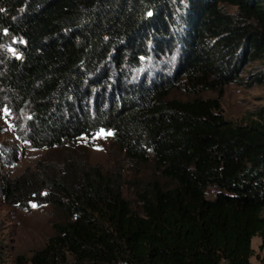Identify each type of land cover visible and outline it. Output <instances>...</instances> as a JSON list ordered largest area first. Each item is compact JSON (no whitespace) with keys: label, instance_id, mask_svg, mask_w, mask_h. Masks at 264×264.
Returning <instances> with one entry per match:
<instances>
[{"label":"trees","instance_id":"trees-1","mask_svg":"<svg viewBox=\"0 0 264 264\" xmlns=\"http://www.w3.org/2000/svg\"><path fill=\"white\" fill-rule=\"evenodd\" d=\"M8 37L20 56L0 55V105L21 117L23 145L107 132L164 179L126 181L73 155L1 174L8 204L61 213L11 264H253L255 237L264 264V111L238 123L221 107L264 60V0H0V45ZM23 154L0 145L12 163Z\"/></svg>","mask_w":264,"mask_h":264},{"label":"rangeland","instance_id":"rangeland-1","mask_svg":"<svg viewBox=\"0 0 264 264\" xmlns=\"http://www.w3.org/2000/svg\"><path fill=\"white\" fill-rule=\"evenodd\" d=\"M17 43L15 39L5 38L0 45V55L19 57ZM241 70V81L226 86L221 98L225 117L238 123L258 119L257 115L264 111V60L252 62ZM202 96L208 99L216 98L218 94L207 92ZM20 118L11 116L4 104L0 105V145L15 146L24 151L18 163L0 158V175L15 177L29 168L33 169L40 161L58 163L65 157L73 155L87 164L101 166L105 171H118L126 181L134 179L146 181L156 177L164 182V179L155 171L152 161L142 165L130 163L114 143L112 134L107 132H101L91 140L81 139L76 145H67L63 148L30 149L23 145L16 134L15 121H19ZM124 194L133 210L142 214L135 194L128 185L124 188ZM215 194L216 189L210 187L207 197L214 198ZM60 218L61 213L47 205L23 208L8 204L4 200L0 186V263L11 264L19 255L31 256L53 234V224ZM260 243L261 240L258 237L252 241L255 251L251 259L253 264H260V257L263 256L259 249Z\"/></svg>","mask_w":264,"mask_h":264},{"label":"snow or ice","instance_id":"snow-or-ice-1","mask_svg":"<svg viewBox=\"0 0 264 264\" xmlns=\"http://www.w3.org/2000/svg\"><path fill=\"white\" fill-rule=\"evenodd\" d=\"M33 207H36V205H33Z\"/></svg>","mask_w":264,"mask_h":264}]
</instances>
